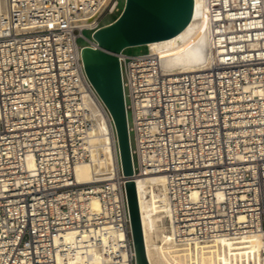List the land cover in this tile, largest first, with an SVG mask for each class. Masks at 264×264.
Returning a JSON list of instances; mask_svg holds the SVG:
<instances>
[{"label":"built area","instance_id":"2783aa9c","mask_svg":"<svg viewBox=\"0 0 264 264\" xmlns=\"http://www.w3.org/2000/svg\"><path fill=\"white\" fill-rule=\"evenodd\" d=\"M202 2L208 65L180 71L150 49L119 53L132 177H166L179 242L226 241L232 264H264V0ZM120 4L7 0L0 12V264H136L121 156L91 180L75 172L98 147L90 96L119 148L82 46Z\"/></svg>","mask_w":264,"mask_h":264},{"label":"bare ground","instance_id":"6f19581e","mask_svg":"<svg viewBox=\"0 0 264 264\" xmlns=\"http://www.w3.org/2000/svg\"><path fill=\"white\" fill-rule=\"evenodd\" d=\"M6 8L7 0H0V12L5 11ZM145 45L151 51L157 52L165 66L173 70H191L208 65L212 55V45L209 20L202 0H195L194 16L180 32L152 40ZM90 101L97 117L93 141L98 147L93 150V162L83 161L76 165L77 177L85 181L91 180L96 171L101 173L116 169L117 157L120 158L119 148L118 146L115 148L114 145L111 123L106 110L91 96ZM102 102L105 104L103 99ZM132 175L129 178H133L136 182L146 251L151 264L233 263V247L226 241L210 246L189 245L178 241L171 222L166 177L163 174H141L134 177Z\"/></svg>","mask_w":264,"mask_h":264},{"label":"water","instance_id":"95a60500","mask_svg":"<svg viewBox=\"0 0 264 264\" xmlns=\"http://www.w3.org/2000/svg\"><path fill=\"white\" fill-rule=\"evenodd\" d=\"M195 0H124L120 13L93 32L97 44L82 46L85 70L109 108L124 173L134 172L132 142L119 53L180 32L193 18ZM136 264H151L146 251L136 182L126 180Z\"/></svg>","mask_w":264,"mask_h":264},{"label":"rangeland","instance_id":"374dc122","mask_svg":"<svg viewBox=\"0 0 264 264\" xmlns=\"http://www.w3.org/2000/svg\"><path fill=\"white\" fill-rule=\"evenodd\" d=\"M124 4V0H121L120 6L122 7ZM120 12H116L114 14L106 16L105 20L109 21L114 19ZM88 34H90V31H87ZM83 42V40H81ZM128 52L138 53V52H144L148 50V47L146 45H137V46H131L126 48Z\"/></svg>","mask_w":264,"mask_h":264}]
</instances>
